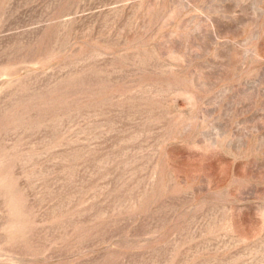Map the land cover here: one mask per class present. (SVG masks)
<instances>
[{"label":"rangeland","instance_id":"rangeland-1","mask_svg":"<svg viewBox=\"0 0 264 264\" xmlns=\"http://www.w3.org/2000/svg\"><path fill=\"white\" fill-rule=\"evenodd\" d=\"M0 156V264H264V0H0Z\"/></svg>","mask_w":264,"mask_h":264},{"label":"clouds","instance_id":"clouds-1","mask_svg":"<svg viewBox=\"0 0 264 264\" xmlns=\"http://www.w3.org/2000/svg\"><path fill=\"white\" fill-rule=\"evenodd\" d=\"M9 167L10 160L0 156V193H3L0 195V214L7 218L5 223L0 225V233L19 236L31 228L32 216L26 197L18 196L12 190L11 180L7 175Z\"/></svg>","mask_w":264,"mask_h":264}]
</instances>
